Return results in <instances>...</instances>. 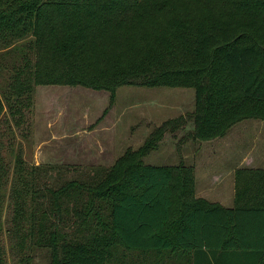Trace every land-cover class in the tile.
<instances>
[{
	"label": "trees",
	"instance_id": "trees-1",
	"mask_svg": "<svg viewBox=\"0 0 264 264\" xmlns=\"http://www.w3.org/2000/svg\"><path fill=\"white\" fill-rule=\"evenodd\" d=\"M22 41L32 58L14 68L11 106L37 85L105 90L110 106L133 85L193 88L194 108L65 179L13 148L11 167L0 124V264L4 232L25 264L39 250L46 264H112L118 246L162 264H264V168H237L225 207L195 195L193 166L143 161L188 122L206 141L264 121V0H0V48ZM4 107L0 95V119Z\"/></svg>",
	"mask_w": 264,
	"mask_h": 264
},
{
	"label": "rangeland",
	"instance_id": "rangeland-1",
	"mask_svg": "<svg viewBox=\"0 0 264 264\" xmlns=\"http://www.w3.org/2000/svg\"><path fill=\"white\" fill-rule=\"evenodd\" d=\"M26 57L32 58L26 41L0 48V95L5 106L0 124L7 146L4 154L11 167L12 148L21 154L27 166L50 165L56 170L66 166L62 179L81 174L90 166H109L127 147L141 145L163 121L194 108L193 88L133 85L118 87L110 106L105 90L67 85H37L29 98L26 94L20 103L11 106L13 92L9 86L13 71L26 62ZM191 128L188 122L173 132H165L156 149L143 158L144 163L171 165L182 160L194 168L196 196L232 207L234 171L243 167L264 168V121L244 119L224 136L206 141L188 137ZM49 175H54V171ZM10 214L6 208L5 223ZM2 240L6 264H25L20 261L15 239L4 232ZM33 254L26 264L47 263L45 250ZM114 255L112 264L163 263L155 262L154 256L121 246Z\"/></svg>",
	"mask_w": 264,
	"mask_h": 264
},
{
	"label": "crops",
	"instance_id": "crops-1",
	"mask_svg": "<svg viewBox=\"0 0 264 264\" xmlns=\"http://www.w3.org/2000/svg\"><path fill=\"white\" fill-rule=\"evenodd\" d=\"M200 197H203L202 195H200Z\"/></svg>",
	"mask_w": 264,
	"mask_h": 264
}]
</instances>
